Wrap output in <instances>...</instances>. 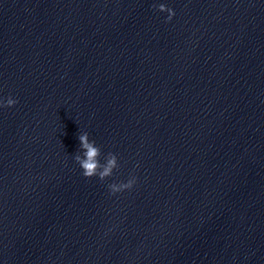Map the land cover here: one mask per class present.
Wrapping results in <instances>:
<instances>
[{
    "label": "clouds",
    "instance_id": "1",
    "mask_svg": "<svg viewBox=\"0 0 264 264\" xmlns=\"http://www.w3.org/2000/svg\"><path fill=\"white\" fill-rule=\"evenodd\" d=\"M154 10L160 12H167L166 22H170L175 15L173 9L167 7L165 4H153ZM18 103L16 99L9 96L6 100L0 99V108L13 107ZM79 150L73 156V160L80 167L81 175L87 179L97 177L99 181L104 182L107 178L112 177L114 170L120 167L118 162V156L115 153L109 152L104 157L102 163L100 157L102 155L101 147L98 146L95 140L89 139V133L87 131L80 132L78 135ZM139 167V165H137ZM137 182L135 175H130L126 182H113L107 185L109 193L115 195L116 193L124 190H131Z\"/></svg>",
    "mask_w": 264,
    "mask_h": 264
}]
</instances>
